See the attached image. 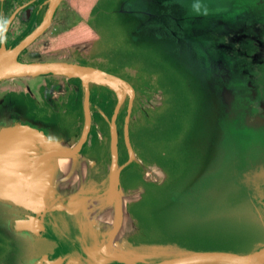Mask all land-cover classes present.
I'll use <instances>...</instances> for the list:
<instances>
[{"label":"flooded vegetation","instance_id":"obj_1","mask_svg":"<svg viewBox=\"0 0 264 264\" xmlns=\"http://www.w3.org/2000/svg\"><path fill=\"white\" fill-rule=\"evenodd\" d=\"M225 2L0 1V56L17 49L15 58L20 63L31 62L63 33L85 29L83 43L69 48V59L80 67L81 73L77 76L54 74L0 81V117L7 115L31 125L49 142L77 148L84 167L85 183L93 187V191H103L102 183L107 179L111 165V131L117 137V165L123 168L120 173L121 187L124 189L126 184L122 181L123 172L130 166L142 172L144 181L138 185L142 190L160 185L156 184L154 175L169 174L170 168L152 158L149 151H153V147L158 142L161 144L165 135L176 128L174 116L180 97L184 94L179 93L177 82L163 69L161 57L166 52L171 53L174 44L188 35L190 19L213 14ZM167 42L171 48L167 46L164 51ZM61 58L67 56H59L57 59ZM50 60L55 59H47ZM98 76L116 79L121 87L111 88L99 82ZM178 83L182 84L181 80ZM144 143L148 148L143 147ZM232 152L233 146L222 130L207 156L214 164L212 171L185 187L169 191L166 203L168 210L188 219H208L213 215L219 204L225 202V198L210 194L216 192V180ZM9 163L14 166L11 175H16L18 171L22 173V158H14ZM80 170L82 172V167ZM54 188L51 184L53 191ZM128 190L130 188L124 192ZM49 208L46 207L47 210ZM80 209L84 210L74 216L76 221L73 227L71 222L57 226L60 231L70 230L67 237L66 233H62L65 244L62 249L60 243L51 242L46 232L32 234V229H21L20 223L29 222L35 217L32 210L0 193V264H15L14 256L20 254L26 255L24 258L27 264H46L45 261L53 262L63 257L71 248L81 254L90 245L95 246L97 240L101 245L112 243L114 236L115 240H119L120 231L115 232V226L118 225L114 223L112 208ZM94 211L101 215H88ZM83 212L88 214L83 216ZM49 214L51 217L60 215L62 221L68 217L61 211L52 210ZM152 216L150 214L149 217ZM131 218L134 225L138 226L139 234L144 235L145 231ZM37 225L38 229L45 227L43 222ZM78 225L90 230L95 240L80 239ZM10 228L26 236L28 244L24 253L18 252L22 248L19 250L15 247L13 239L4 237ZM16 250L17 254L14 255ZM211 252L226 253L225 250ZM247 252L236 254L248 256ZM105 264L115 263L107 259Z\"/></svg>","mask_w":264,"mask_h":264},{"label":"water","instance_id":"obj_2","mask_svg":"<svg viewBox=\"0 0 264 264\" xmlns=\"http://www.w3.org/2000/svg\"><path fill=\"white\" fill-rule=\"evenodd\" d=\"M258 7L260 5L257 0H234L230 9L222 15L214 14L211 17L191 19L188 22L190 24L188 35L179 39L174 44L173 52L167 54L172 60L169 70L181 80L185 92L192 96L189 102L194 110L190 107L188 114H194L185 122H178L176 125L168 151L171 149L174 154L183 152V156L181 159H171L173 165L177 164V167L167 177L161 174L154 175L156 184L160 185L147 187L148 192L145 194L141 187L124 192L120 183L123 168L117 165V137L113 131L109 140L111 165L107 179L102 183L103 191L98 192L93 191V187L85 183L84 167L77 148L63 146L66 151L63 153L64 151L59 150L62 148L57 150L45 146L52 142L47 141L41 132L31 125L20 120L8 122L4 120L0 130V159L6 158L10 161L19 157L23 159L24 164L22 173L18 171L16 175H11L10 171L11 169L13 171L14 166L10 164L7 175L0 179V187L11 197L14 195L13 198L17 200H21L22 195L31 188L33 200H37L39 205V208L32 210L35 216L33 219L37 224H41L44 216L52 210L65 212L66 216L74 219L78 211L84 210L80 208L110 207L119 210L117 208L120 207L121 211H113L114 223L118 225L115 226V232L123 229L126 223L129 224L127 227L131 225L132 229H137L138 226L134 225V220L127 211L126 202L128 201V204L135 202L145 207L148 209L147 215L151 212L155 215L159 210L164 211L159 202L164 192L163 185L168 184L166 191L169 192L191 184L203 174L212 164L211 160L209 161L207 156L205 159H201L200 156L201 160L189 158V154L193 150L199 154L197 147L199 144L206 146V149L212 148L223 130L231 139L233 152L225 163L221 177V187L225 194V209L223 208L221 212V223L226 220V223L231 222L236 228L237 225L250 226L248 219L251 216L256 217V226L252 227L261 233V237L254 243L253 249L247 252L248 256L237 255L236 252L219 253L188 249L185 244L198 239L189 232L193 226L188 225L190 222L188 219L169 214L168 209L161 212L168 215V239L144 244L141 242L144 235H137L131 242H124L122 238V244L119 245L114 236V241L108 249L115 264H264V126L254 128L241 124L243 116L240 110V105H243V112H246L247 108L255 116L264 119V109L261 105V98L264 96V66L261 69L258 67L260 61L264 62V48L259 49L257 42L258 32L264 36V12ZM204 23L206 31L196 33L195 30H200V25ZM16 51L17 49L0 56V81L54 74L77 76L81 73L80 67L75 63L47 61L45 56L48 54L28 63H20L15 58ZM98 77L99 82L111 88L117 89L120 86L116 79ZM231 93H235L234 96H231ZM238 112L241 115L237 117V122L235 117ZM194 125L197 126L196 131L192 130ZM247 128L251 129L250 133L254 138L258 137L257 146L253 147L254 141L246 140L244 137L243 129ZM203 130L209 132L211 130L208 135L210 137L206 139L207 134ZM200 132L203 134H199ZM21 136H24V140L20 139ZM198 136L200 137L197 139ZM43 152L63 154L51 157L46 168L37 175L39 157ZM63 163L69 169L67 173L71 182L77 176L79 180L76 179V183H79V187L85 188L77 190L71 197L57 199L59 203L55 206L53 204L52 208L50 206L47 210L46 192L51 188V184L55 186L56 191V180L62 175L58 168ZM55 169L58 170L54 172ZM175 182L180 184L172 186L171 184ZM238 190L242 193L239 198L235 194ZM245 192H252L251 196L246 197ZM141 196L148 199L145 205L140 202ZM249 200L253 204L247 203ZM31 205L33 203L29 204ZM251 206L255 209L250 210ZM232 210L239 211L226 215L227 211ZM87 214L82 213L83 216ZM88 215L95 217L101 214L94 211ZM239 219L242 223L238 221ZM34 226L31 231L28 227L21 229L32 234H41L42 229H38L39 225ZM169 241L174 243L173 247L166 246Z\"/></svg>","mask_w":264,"mask_h":264},{"label":"rangeland","instance_id":"obj_3","mask_svg":"<svg viewBox=\"0 0 264 264\" xmlns=\"http://www.w3.org/2000/svg\"><path fill=\"white\" fill-rule=\"evenodd\" d=\"M234 0H226V2L219 8H217L214 13L206 15V17H211L214 16V14H219L222 15L224 13H226L230 7L231 4ZM257 3H259L260 7L259 10H263L262 12H264V0H257ZM235 5H238L235 3ZM195 18H202V17H195ZM193 19V18H192ZM191 20V19H190ZM205 24H201L200 25V30L196 29L195 32L200 34V33H204L206 31ZM259 37L257 42H258V48L262 49L264 48V36L261 34V32H258ZM169 46L171 48V44L170 43H166L165 47H164V51H166V47ZM154 48L157 50V46L154 44ZM45 58L47 59H57L58 56L57 55H47L45 56ZM155 58V57H154ZM161 63H162V67L163 69L167 70V73L173 78L174 81L177 82V89L179 91L180 94H182L183 96L180 97V101L178 104V108L177 111L175 112V116H174V124L177 125V123L179 122H185V120H188V117H192L193 114H188L189 113V108H192V104L191 102H189L191 100V94L190 93H186L184 87L182 86V84H179V79H177L173 72L169 70V65H171L172 60H170V55H164L163 57H161ZM159 64V63H158ZM174 66L176 65L175 63L173 64ZM264 66V62L260 61L258 64L259 69H261V67ZM165 70V71H166ZM182 91V92H181ZM189 91V90H188ZM235 93H231V96H234ZM261 105L263 106L264 109V96L263 98H261ZM246 108V107H245ZM194 110V109H193ZM240 110L242 112V119H241V124H245L249 127H254V128H259V126H264V119L255 116L254 114H252L249 109H245L246 112L244 111V106L240 105ZM241 115V113H237L235 120L238 119L237 117H239ZM234 117V115H233ZM232 117V118H233ZM182 124V123H181ZM193 131H196L197 126H193L192 127ZM174 129H172V131L170 130V133L168 135L165 136H169L170 138H173L172 134L174 133ZM250 128H247L246 130L243 129L244 133V137L246 138V140H250L252 139L254 142L252 143L253 147L257 146L258 143H256L258 141V137L254 138L253 135L250 133ZM206 132L207 136H205V138L207 139L208 135H210V132L207 130H203V132ZM176 132V131H175ZM203 132H200L199 134H203ZM200 136L197 137V139ZM228 137V135H227ZM197 139H196V143H197ZM257 139V140H256ZM260 139V138H259ZM228 141L229 143L232 145L231 143V139L228 137ZM168 146V145H167ZM167 146H161L160 142H158L156 144V146H154V150L153 151H149L151 153V157L154 158L156 161H158L159 163L169 167V172H173L175 170V168L177 167L176 165H173L174 162H172V158H177V159H181L183 156V152H179L174 154L171 149L170 152L168 151L169 149H166L165 152V148ZM238 146V145H237ZM261 146L263 147V144H261ZM143 147L148 148L147 144H143ZM198 150H199V154L198 152H195L194 150L192 151V153L189 154V158L192 156V158H197L198 160L201 159H205L207 151L206 146H204L203 144H199L197 145ZM239 148V146H238ZM167 152H169L168 156H167ZM236 153H238V151H236ZM196 155V156H195ZM195 156V157H194ZM201 156V159H200ZM123 183L125 184L124 189H133L138 187V185L143 181L144 178L142 177V172L133 169V167H129L126 170H124L123 172V178H122ZM171 184V183H170ZM176 184H180V183H176L175 184H171L172 186L176 185ZM163 190L164 192H162V196L159 199L160 204L162 205V210H166L167 205L166 203L168 202V196H169V192L166 191L167 190V185H163ZM216 193V192H214ZM214 193L210 194V195H215ZM215 196H219V195H215ZM164 204V207H163ZM221 209L222 208H217V210L215 211V213L213 215H211L208 219H199V218H194V219H188L190 222L188 223L189 226H193L191 227V230H189V232H191L192 234H194V236H196L198 239H196V241H190L187 242L186 247H188V249L190 250H204V251H217V250H225L226 252H247L250 251L251 249H253V245H255L254 243L257 242L259 240V238L261 237V233L254 228L255 231H251L252 230V226H256V218L251 217L250 219H248V221L252 224L248 225H237V228L234 227V225H232L231 222L226 223L225 222L221 223ZM128 210H129V214H131V216L135 219V221L139 224V226L145 231L144 236L141 238V242H143L144 244L147 243H157L163 239H168L169 235H168V215L167 214H155V216H153V218L149 217L146 213L148 211V209H146L145 207L140 206L139 204L132 202L129 204L128 206ZM227 210V209H226ZM229 214V211H227L226 215ZM186 218V217H184ZM254 219V220H253ZM191 221L197 222L198 224H195ZM240 223H242V220L239 219L238 220ZM193 223V224H191ZM239 223V224H240ZM197 225V226H196ZM155 228V229H152ZM157 228V229H156ZM198 228V229H197ZM263 232V231H262ZM252 246V247H251Z\"/></svg>","mask_w":264,"mask_h":264},{"label":"crops","instance_id":"obj_4","mask_svg":"<svg viewBox=\"0 0 264 264\" xmlns=\"http://www.w3.org/2000/svg\"><path fill=\"white\" fill-rule=\"evenodd\" d=\"M0 1H2V0H0ZM84 31H85V29L82 28V29H79V30H75L74 29V30L68 31L66 33H63L56 40H53L52 41V44L50 45V47H48V49L45 52H43L42 54H40L39 56H37L34 59H40L41 57H43V56H45L47 54L48 55H51V54L52 55H57L58 57L59 56L66 55L67 58H64V59L61 58V60L55 59L54 61L53 60H50V61H52V62H71V63H75L73 60H70L71 59V53L69 52L70 51L69 48L75 47V45L80 44V43H83V39H84L83 36L85 34ZM4 120H6V122H8V121H15L10 116H7L6 115L4 117H0V123H1V125H3V121ZM211 149L212 148L205 149L207 151L206 156L209 155V153L211 152ZM210 163H212V164L209 166V168L205 172H203V174L207 173L208 171H212V166L214 164H213V162H210ZM203 174H201L200 176H202ZM162 176L167 177L168 174H164ZM200 176H198L197 178H199ZM221 177H222V173L219 175V177L216 180L217 181V185H216V189H215L216 190V193H214V194L215 195H219V197H221V199H223V198H225V196H224L225 194L223 193L222 187H221V180H222ZM197 178L195 180H197ZM195 180H193L192 182H194ZM57 183H58V181L56 180V191H57V194H54V193H56V191L54 189V191H55L54 192L51 188H49L47 190V192H46L45 202H46V205H47L48 208L50 206H53V204L55 206V204L59 203V201L57 200L59 197L60 198L61 197L63 198V196H61V194L59 192ZM71 183H72V185H73V183H76V178H74ZM86 185H87V183H86ZM87 186H90V185H87ZM153 187H156V186H153ZM81 188H85V186L78 187L77 190H79ZM77 190L73 194H71L70 197L73 196L77 192ZM146 190H147V188H146ZM146 190L144 191V194L148 192ZM217 190H219V191L217 192ZM251 193L252 192H245L244 194H245L246 197H249V196H251ZM235 194H237V198H239L242 193H241V191L238 190V191L235 192ZM216 197H218V196H216ZM246 197H244L245 201H246ZM147 200L148 199L145 198V196H143V197L141 196V198H140V202L142 204H144V205H145V202H147ZM248 202L250 204H253V202L250 201V200L247 201V203ZM127 204H128V201L126 202V206H127ZM224 204H225V202L224 203L222 202L218 206L219 208H222L221 209V212H223ZM112 209H113V211L115 210V208H112ZM117 209H119V210H115V211H121L122 210L120 207L117 208ZM249 209L250 210H253L255 208L253 206H251ZM168 211H169V214H171V215L174 214V215H177V216H179L181 218H184V217H182V216H180V215H178L176 213L171 212L170 210H168ZM235 211L237 212L239 210L229 211V214L230 213L231 214H234ZM161 212H165V211H160L159 210L156 213L157 214H161ZM44 213H45L44 215H46V212H44ZM149 214H152L153 216H155L153 212H151ZM253 217H255V216H253ZM74 221H76V220L73 219V218H70V217L69 218L67 217L66 220H63L62 221V220H60V215H56L54 217H51L50 214H48V215L44 216L43 224L45 225V227H44V229H42V233L43 232H46L47 233L46 235H49L48 238H50L51 242H55V243L58 242V243H60V248L63 249V247H64L65 244L62 241V237H63V234L62 233H66V237H67V235H68L67 233L70 230L65 229V230L60 231V229H58L57 226H59L61 223L67 224V223L71 222V224H72ZM74 224L75 223H73L71 226L73 227ZM128 225L129 224L126 223L125 226L123 227V229L122 228L120 229V237H119V240H118L119 245L122 244V238H123V241L124 242H131L132 240H134V238L137 235L138 236H143V234L142 235L139 234V231L137 229H132L131 230L132 231V234H131L129 227H127ZM78 226H77V228H78V231H79V233L81 235V237H79L80 239H82V240H89V241L90 240H92V241L95 240V235L90 230L86 229L83 226H79V227ZM118 231H119V229H118ZM71 233H74V231L71 232ZM4 237L6 239H11V240L13 239L12 240L13 241V244H15V247H17L19 250L22 248V250H20L18 252L24 253L26 251L25 249H26V246L28 244L26 242V240H25L26 239V236H24L22 234H19L17 232V229H14L13 230L12 228H10V231L8 232V234L6 233ZM19 240H20V242H19ZM35 240H40V239H35ZM12 241H11V243H12ZM97 241H96V243L94 242L95 243V246L94 245H90V248H86L85 250H83V253H81V254H79L76 250H74L75 248H71L68 251H66V254L63 255V257L60 256L59 258H57L53 262L45 261L44 259L43 260L45 261L46 264H54V263H57V262H58V264H61V263L62 264H105V262L107 261V259H109V260L112 259L111 258L110 251L108 249V246L111 243L109 245H101ZM168 243H170V245H166V246H170V247H173L174 246V243L173 242L169 241V242H167V244ZM36 244H37V241H36L35 245ZM31 245H32V241H31ZM66 246H67V244H66ZM100 247L102 249H100ZM16 254H17V250H16V252H15L14 255H16ZM25 256L26 255L22 256L21 254L20 255H17V256H14L15 264H27L26 263V258H24Z\"/></svg>","mask_w":264,"mask_h":264},{"label":"bare ground","instance_id":"obj_5","mask_svg":"<svg viewBox=\"0 0 264 264\" xmlns=\"http://www.w3.org/2000/svg\"><path fill=\"white\" fill-rule=\"evenodd\" d=\"M20 139L24 140V136H21ZM45 146H49V147L55 148L57 150L59 148H62V149H59L61 151L65 150V148L62 145H59L57 143H50V144L48 143ZM65 152L66 151H64L63 153H65ZM63 153L62 152H59V153L56 152L54 155L53 154H48V153H45V152L41 153L40 157H39L38 170H37L36 174L39 175L46 168V166L49 164V161L51 160V157L54 158L55 156L62 155ZM190 158H192V156ZM9 166H10V163H9V161L6 158H1L0 159V178L1 179L5 175H7V172L9 171ZM58 169H60L62 171V176L57 178V181H58L57 185H58L59 192H60L61 196L65 197V198L70 197V195L73 194L78 189L79 183H73V185H72L71 180H70V176L67 173L69 171V169L65 166L64 163L62 165H60ZM58 169H55L54 172H56ZM49 175L51 176V174H49ZM76 179L79 180L77 178V176H76ZM30 190H31V188H30ZM30 190L29 191L27 190L26 193H24V195H22V199L21 200L20 199L17 200L15 198L11 197L9 195V193H7L4 189H2L0 187V193L1 194H3L4 196H7V197H10V198L14 199L18 203H21V204L23 203L24 205H28L29 206L30 203H33V205L29 206V209L30 210H34V209L39 208V205L37 204V200L36 201L33 200L32 193L30 192ZM34 195H35V193H34ZM34 225H37V222L34 219H31L29 222H25V223H20L19 224L20 227H28L30 229L33 228ZM129 229H130V233L132 234V231H131L132 230V226L131 225L129 226ZM251 231H255L254 228H252Z\"/></svg>","mask_w":264,"mask_h":264},{"label":"trees","instance_id":"obj_6","mask_svg":"<svg viewBox=\"0 0 264 264\" xmlns=\"http://www.w3.org/2000/svg\"><path fill=\"white\" fill-rule=\"evenodd\" d=\"M162 140L163 141L161 142V146L172 144V138H170L169 136H165ZM165 149H168V146Z\"/></svg>","mask_w":264,"mask_h":264}]
</instances>
